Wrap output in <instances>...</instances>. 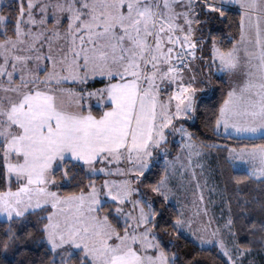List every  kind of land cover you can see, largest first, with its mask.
<instances>
[{
    "label": "snow or ice",
    "instance_id": "6c2138e0",
    "mask_svg": "<svg viewBox=\"0 0 264 264\" xmlns=\"http://www.w3.org/2000/svg\"><path fill=\"white\" fill-rule=\"evenodd\" d=\"M0 216V264L264 254V0L0 6Z\"/></svg>",
    "mask_w": 264,
    "mask_h": 264
},
{
    "label": "trees",
    "instance_id": "16d2710c",
    "mask_svg": "<svg viewBox=\"0 0 264 264\" xmlns=\"http://www.w3.org/2000/svg\"><path fill=\"white\" fill-rule=\"evenodd\" d=\"M10 0H1V4L0 6H3L4 4L9 3ZM231 31V29L229 28H224V32L225 34L229 33ZM195 130V129H193ZM201 131H203V128L201 126ZM175 154V153H173ZM6 221V219H0V224H3ZM188 248L191 250L192 246L188 245ZM33 251L35 256L38 258L41 255V252L43 251V249L41 248H37L35 246H33ZM211 251V255L209 254ZM256 257L261 260L260 264H264V254H256ZM200 259H202L203 261H205V264H219V258L215 255V248L211 245V246H204V250L200 253ZM25 264H27V260H25ZM32 264H36V261L33 260Z\"/></svg>",
    "mask_w": 264,
    "mask_h": 264
},
{
    "label": "crops",
    "instance_id": "0c3cea01",
    "mask_svg": "<svg viewBox=\"0 0 264 264\" xmlns=\"http://www.w3.org/2000/svg\"><path fill=\"white\" fill-rule=\"evenodd\" d=\"M204 159L210 167L215 166V156L214 155L212 157H205ZM193 192H194V185L189 186L188 191L186 193L187 200L185 202L189 204V206L192 208L193 211H195L196 210L195 207L192 206ZM206 198L209 200H215V196H209L207 193H206ZM211 211L214 214V206H212Z\"/></svg>",
    "mask_w": 264,
    "mask_h": 264
},
{
    "label": "rangeland",
    "instance_id": "374dc122",
    "mask_svg": "<svg viewBox=\"0 0 264 264\" xmlns=\"http://www.w3.org/2000/svg\"><path fill=\"white\" fill-rule=\"evenodd\" d=\"M0 4H1V0H0ZM216 159V158H215ZM215 200L218 201V197L215 196ZM223 207L222 204H220L219 202H217L215 205H214V215H219L220 214V210L221 208ZM0 219H6V217H2L0 216ZM222 222V221H221ZM205 246H211V245H205ZM249 260H254L255 261V264H260V261L255 254H253L251 257H247L245 258L244 260V264H249Z\"/></svg>",
    "mask_w": 264,
    "mask_h": 264
}]
</instances>
